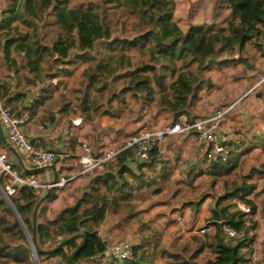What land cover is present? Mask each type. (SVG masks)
Here are the masks:
<instances>
[{"label": "trees", "instance_id": "1", "mask_svg": "<svg viewBox=\"0 0 264 264\" xmlns=\"http://www.w3.org/2000/svg\"><path fill=\"white\" fill-rule=\"evenodd\" d=\"M222 1L230 10L226 28L207 31L192 26L184 31L175 20L176 0H1L0 50L9 68L16 72L25 69L29 81L35 86L39 84L44 93L40 102L49 89L59 85V82L53 85V79L65 80L73 74L74 70L66 65L84 61L88 63L83 70L85 88L78 90L83 92L78 104L87 119L108 113L101 110L100 100L108 88L114 87L116 80L125 78L123 92L131 91L138 98L147 94L146 100H154L160 110L174 115L175 119L185 114L188 121H193L196 117L192 112L193 101L206 81L205 70L215 63L246 62L248 43L264 36V0ZM122 7L146 26L143 33L132 39H112L109 11ZM254 45L260 46L264 54L262 43ZM130 48H134V54L129 52ZM156 88L159 95L154 98ZM263 95L260 91V96ZM261 115L263 124L256 136L260 148L264 149V110ZM56 119L52 116L51 121ZM242 142H232L234 148L228 163L210 161L198 172L189 164L184 179L177 180L178 190L182 181L192 190L189 187L203 176L209 177L208 185L194 197L186 190L177 205L176 200L169 199L177 193L165 199L160 194L170 185L173 168L165 164L159 148L153 150L151 161L140 165L138 170L128 163L133 150L125 149L106 162L102 170L94 169L85 174L87 181L74 184L71 180L62 188L47 189L45 200L44 195L29 185L17 187L14 194H9L6 189L9 176L0 173V264H38L26 229L35 240L41 264L55 257L58 264H71L69 257L84 238L78 236L57 247L80 233L85 234L86 242L74 257V262L79 264L91 259L100 264H242L245 259L242 249L249 247L247 236L254 220L244 214L238 202L250 204L251 216L255 215L257 204L249 196L257 186L254 179L264 176V160L260 167L253 166L245 172L241 156L253 144L249 142V148L242 150ZM41 172L42 169L26 170L24 176H38ZM217 190L210 217L216 226L214 237L206 233L193 234L176 240L167 248L161 246V238L150 235L155 226L142 214L150 207L169 204L172 210L167 215L169 221H173V212L183 215L187 205L191 206L190 210L194 209L192 212L199 211L203 202L213 193L215 196ZM61 195L67 203L58 210H51L49 205ZM154 195L161 198L151 202ZM119 214L125 215L127 221L141 223L142 240L133 245L132 257L105 262L108 243L99 229L108 216ZM225 224L235 228L241 236L227 239ZM207 249L211 256L201 263L199 259Z\"/></svg>", "mask_w": 264, "mask_h": 264}, {"label": "rangeland", "instance_id": "2", "mask_svg": "<svg viewBox=\"0 0 264 264\" xmlns=\"http://www.w3.org/2000/svg\"><path fill=\"white\" fill-rule=\"evenodd\" d=\"M229 17L230 10L227 7V3L222 0H176L175 20L184 31H187L192 26L195 29H203L207 31L226 28ZM108 21L113 33L112 39L116 37H129L132 39L146 30L144 23H142L137 16L132 15L123 7L110 9ZM255 43L263 44L264 36L259 39H253L248 43L246 62L238 64L228 63L223 65L215 63L206 69L204 72L206 81H204L203 87L199 91V95L193 101L194 104L192 106V112L196 116L194 119L197 120L210 116L218 111L227 110V108L234 105V107H231L230 111L226 113L223 121L225 119L226 123L232 129L234 127L232 124L236 123L238 126L234 127V134L237 133L238 139H234V141H232L233 143L237 141L240 144V142L244 140L243 138H246L244 140L245 142H242L243 145L240 146V149L243 150L244 148L247 150L250 146L248 143L252 142L253 144L252 147L241 156L242 160H244L243 164L245 163V172L249 171L253 166L260 167V162L264 160V149L260 148V141L258 142L259 139L256 136L259 134L260 128H256V131H251V133H249L246 129L247 125L245 124L254 123L255 126H260L259 122H262L261 117L259 116L260 109L264 108V103H260V100L258 102L254 101V98L259 95L260 89L246 95L248 92L246 93L247 88L244 85L247 79H249L252 85L256 84V81L261 78L262 75L260 74V67H262L264 62V54L262 53L260 46L257 47L254 45ZM134 51V48L129 49L130 53L134 54ZM136 56L137 55H135V58ZM87 64V62L81 61L72 65H66L73 69L74 72L67 78L70 91H65L66 93L62 94L72 98L73 105L78 110L81 108L78 104L79 98L83 97V92L78 90L85 88V84L82 80L84 79L83 70ZM249 73L252 74V76L247 78ZM125 80V78L116 80L115 85H113L114 87H110L104 92V97L100 100L102 104L101 110H107L108 113H104V115L95 114L93 121L87 120V123H89V131L92 130L90 133V142L94 141L95 146L97 148L100 147L104 154L109 150L121 148L126 142V138L142 127L158 128V126H166L170 124L175 119L174 115L167 111L160 110L154 100H146L147 94H143L138 98L135 97L131 91L123 92L126 85ZM158 90L159 88L155 89L154 98L158 97ZM113 95L115 97H113ZM62 96L60 95V97ZM225 97H228L229 101H233L227 103ZM255 99L257 100V98ZM215 104L221 105L219 106ZM241 104H252L250 106V108H253L252 113L248 116L247 112L234 114L236 112L235 110L238 111L237 108H239ZM186 117L188 120V116ZM175 120L182 119L179 118ZM70 133V138L73 140H76L79 137L78 131L73 127L71 128ZM191 135H184L185 137H171L169 140L167 139L168 149L163 150L169 151L164 152L162 156L164 158L167 157V160H169L175 168L172 181L169 182L170 185L162 190L163 192L161 191L160 194H163L162 197L165 199L173 193H177V196L174 195L169 198L176 200V205L179 204L178 200L186 190H188L191 197H194L201 194V190L203 192V189L208 185L207 178L209 179V177L203 178V176L196 179L194 186L189 187L192 190L188 189V185L185 181L179 183L181 187L180 190H178L179 186H177V180L184 179V171L187 169V162L192 153H194L191 151L192 148L188 147V145L194 142V138L190 137ZM233 136L235 138V135ZM88 139L89 137L87 140ZM176 139H178V141H176ZM179 140H182L180 141L181 148L177 145L180 143ZM254 141H257L258 143H255ZM233 143H231L230 146L231 151L234 148ZM184 145L186 148H184ZM197 148L198 151L195 154L196 163H198L199 168H205L208 166L206 163H209L210 160L204 157L200 146L197 145ZM92 149L93 151L95 150L93 147ZM185 149L187 150L185 154L182 155ZM178 155H181V162L180 159H177ZM79 160L80 158H78L77 162ZM79 164L81 163L79 162ZM168 164L170 165V163ZM42 181L46 180L42 179ZM85 181H87V175L85 174L73 179L74 184ZM254 181L257 186L249 198L257 204V212L255 215H249V218H253L254 222L251 223L252 229L247 236L250 238L247 240L249 247L242 249L243 253H245V259L242 261V264H264V176L262 178L256 177ZM221 182L222 181L220 180L218 187L221 186ZM218 190L215 192V196L213 193L204 201L203 205L198 209L199 211L192 212L191 210L194 209L190 210V205H187L188 207L185 208V213L183 215L180 212H173V221H169L170 219L167 215V213L172 210V206L169 204L164 203L158 207H150L146 213H142L149 223L152 222L151 226H155L154 231H150L151 233L149 232L150 235L152 234L155 237L161 238V246L164 245L167 248L176 240L189 238L193 234L205 235L206 233L214 237L216 234V226L212 223L210 217L212 216L211 210L215 206V198L218 196ZM47 192H43V195L45 196ZM160 198L161 197L154 195L151 202H155ZM66 203L64 197L62 199L61 195L49 206L52 208L51 210H58L64 207ZM148 203H150V201ZM39 209L40 208H38V210ZM140 224L141 223L138 221H127L125 215L122 214L115 216L110 215L100 227L99 232L102 238L108 242V246L117 241H129L135 245L140 244L142 240L141 235L143 231L140 232ZM202 228H207L205 233L200 232ZM209 256H211V252L207 249L202 254L199 261L204 263ZM56 259V257L51 258L48 261H45V264H58ZM83 263L84 261L81 264ZM85 264L100 263L95 259H91L85 261Z\"/></svg>", "mask_w": 264, "mask_h": 264}, {"label": "built area", "instance_id": "3", "mask_svg": "<svg viewBox=\"0 0 264 264\" xmlns=\"http://www.w3.org/2000/svg\"><path fill=\"white\" fill-rule=\"evenodd\" d=\"M264 52V43L262 44ZM237 58L239 55L236 56ZM53 85L58 84L57 78L52 80ZM264 85V74L253 85L248 93L256 89H260ZM247 93V94H248ZM234 107V105L230 106ZM230 108L224 111H218L210 116L200 118L193 121H188L187 118L175 120L170 124L160 129H152L150 127H142L137 132L128 137L125 144L116 150H109L105 154L95 156L92 147L87 143L84 144V154L79 162L81 169L72 175L64 174L53 180L42 181L37 176H21L16 170H13V164L9 160L8 152H0V173H5L9 176L10 183L7 185L9 194H14L17 187L29 185L34 187L41 195L49 188H62L74 178L87 174L94 169L102 170L109 160L115 158L120 152L125 149H132L133 156L129 160V166L138 170L140 165L151 161L152 153L155 148H160L169 136L191 135L194 134L201 142L206 145L205 156L208 160L219 163H228L231 159L230 140L223 131V118ZM30 116L26 112H18L14 106H9L0 103V121L5 132V135L10 144L16 149L17 158L25 170H35L49 168L61 161H64L65 154L58 153L51 149H41L35 147L27 133L24 131V126L29 121ZM83 122V118L79 117L74 120L75 125L79 126ZM239 208L246 216L252 214V206L246 202L239 201ZM225 236L227 238L240 237L235 228L224 225ZM207 228H202L201 233H205ZM134 255L133 243L129 241H117L109 246L107 258L123 260Z\"/></svg>", "mask_w": 264, "mask_h": 264}, {"label": "crops", "instance_id": "4", "mask_svg": "<svg viewBox=\"0 0 264 264\" xmlns=\"http://www.w3.org/2000/svg\"><path fill=\"white\" fill-rule=\"evenodd\" d=\"M240 63H243V62H240ZM260 74H264V62H263L262 67H260ZM251 76L252 74L249 73L247 78ZM67 78L65 80H60L59 78H57L59 85L49 89L47 95H45L43 102H40V96L42 92H41V88L39 84L35 86L33 84V81L32 82L29 81V77L25 75V69L22 70V68H20L19 72H16L15 69L9 68L8 65L3 62V50H0V103L6 104L9 106H14L18 110V112H26L29 114L30 119L24 126V131L27 133L31 143L35 147L41 148V149H51V150L57 151L58 153L65 154L64 161L59 162L53 167L43 168L42 172L37 176L38 178L40 179L42 178L46 181L53 180L56 177L59 178L64 174L72 175V174H75L77 171H79L82 165L79 164V161L77 162V160L78 158H81V156L84 154V150H85L84 144L86 142L95 149L93 151L95 156H100L104 154L103 150H101L100 147L97 148L95 146L94 141L90 142L91 141L90 133L92 130L89 131V123H87V120L88 121H93V120L87 119L83 115L81 108L78 110L76 107H74L72 98H69L67 96L60 97L62 93H66L65 91H70L68 87ZM244 85L247 88L246 89V93H247L249 89L255 84L252 85L249 79H247ZM6 88L8 89L7 92H6ZM256 90H259V89H256ZM260 91L263 92L264 94V91L262 90ZM252 92L253 91H251L250 93ZM5 94H8V95H5ZM42 95L44 96V93ZM255 98H257V100ZM255 98H254L255 102L256 101L258 102L260 100V103H264V95L260 96V92H259V95ZM225 99L227 100V103L229 102L231 103L233 101V100L229 101L228 97H225ZM221 104H215V105L220 106ZM251 105L252 104H246V105L241 104L240 107L237 108L238 111L235 110L236 112L234 114L236 113L241 114L243 112H247V116H248L250 113H252L253 108H250ZM263 110L264 108L260 109L259 116L261 117V120H262V122H259L260 126H255L254 123H251V124L245 123L247 125L246 129L249 131V133H251V131H256L257 130L256 128L262 127L261 124L263 123V117L261 115V112ZM52 116L57 117L56 121L54 122L51 121ZM186 116L187 115L185 114L182 115L181 119L187 118ZM79 117L83 118V122L81 125L77 126L75 125L74 120ZM228 120H229V117H228ZM232 125H234V127H238L236 123ZM164 126H158V128H152V129H160V128H163ZM222 126H223V131L225 135L231 141L230 143H232V141H234V139L237 138V133L234 134V127L232 129L226 123L225 119L223 121ZM72 127L78 131L79 137L76 140H73L70 138V135H71L70 132H71ZM233 135H235V138ZM179 136H182V135H178V136L172 135V136H169L167 139L169 140V138L171 137H179ZM88 137L89 139L87 140ZM190 137L194 138V142L188 145V147H191L192 148L191 151H193L194 153H192L189 161L187 162V166H189L190 164V166L195 171L198 172L202 168H199L198 163H196L195 154L198 151L197 145L202 148L204 157H206L205 156L206 145L203 142H201L194 134H192ZM127 139L128 138H126V140ZM243 139L245 140L246 138L244 137ZM168 140H166L165 143L159 148L162 155L164 152H169V151H163V150L168 149L167 147ZM176 141H178V139H176ZM180 141L182 140H179V142ZM177 145L179 146V148H181V142L178 143ZM184 148H186L185 145H184ZM186 150L187 149H185L182 155L185 154ZM1 151L8 152L9 160L13 164L15 170L17 171L18 174L24 176L26 173V170L22 167L17 156L9 150V148L7 147L5 143H3L0 140V152ZM162 158L166 162L165 164L170 163V165L169 164L168 165L173 168V173H174L175 166L172 165L169 160H167V157L164 158L162 156ZM177 159H180V162H181V155H178ZM112 244L113 243H111L109 246H111ZM104 261L105 262L108 261V258L106 257ZM83 264H85V261Z\"/></svg>", "mask_w": 264, "mask_h": 264}, {"label": "water", "instance_id": "5", "mask_svg": "<svg viewBox=\"0 0 264 264\" xmlns=\"http://www.w3.org/2000/svg\"><path fill=\"white\" fill-rule=\"evenodd\" d=\"M261 90L264 91V85L261 87ZM0 140H1L3 143H5V144L7 145V147L9 148V150H10L11 152H13L15 155H18L16 149L10 144V142H9L8 139H7V137H6V135H5V132H4V130H3V127H2L1 121H0ZM50 167H53V166H50ZM3 193H4V196L7 198V200L10 202V204L12 205V207H13V209L15 210L16 214L18 215V217L20 218L22 224H24L22 217H21L20 214L18 213V211H17L16 207L14 206V204L12 203V200L10 199V197L7 195L6 192H4V190H3ZM47 194H48V193H47ZM46 197H47V195L43 197V200H45ZM40 204H41V201L39 202V204L37 205L36 210H35L34 225L36 224V214H37V212H38V208H39ZM26 231H27V234H28L29 241L31 242V245H32V248H33V251H34V254H35L36 260H37V263H38V264H41V262L39 261V258H38L37 249H36V245H35V240L32 239L31 235H30L29 232H28V229H26ZM78 236L83 237L84 240H83L82 244H81L76 250H74V252H72V254L70 255V257H69V261H70L71 264H79V263L74 262V257H75V255H76V254H77V253H78V252L84 247V245H85V242H86V236H85V234L80 233V234H77V235L70 236L69 238L65 239L62 243H60V244L58 245V247H57V248H59V247L65 245V244H67L69 241H71L72 239H74V238H76V237H78Z\"/></svg>", "mask_w": 264, "mask_h": 264}]
</instances>
